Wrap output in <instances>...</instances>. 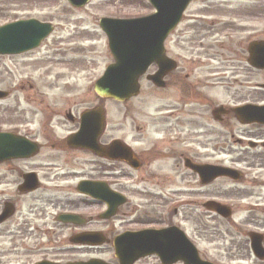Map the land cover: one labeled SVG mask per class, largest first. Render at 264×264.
<instances>
[{
	"label": "flooded vegetation",
	"instance_id": "1",
	"mask_svg": "<svg viewBox=\"0 0 264 264\" xmlns=\"http://www.w3.org/2000/svg\"><path fill=\"white\" fill-rule=\"evenodd\" d=\"M236 1L244 4V10L236 11L230 5L225 12L210 0H193L192 69L182 67L179 58H172L167 50L177 68L164 78L165 86L151 83L155 90H168L163 92L165 101L152 117L141 106L138 117L143 122L134 111H127L126 133L121 137L117 136L119 129H112L113 135L103 141L106 124L100 143L110 146V158L69 144V138L80 129L84 112L102 102L94 92L97 102L77 112L79 98L70 94L83 88L68 90V85L56 84L59 77L51 76L52 69L64 63L57 58L63 56L62 51L31 57L48 39L33 51L0 55L1 77L13 74L5 61H30L23 63L29 67L36 60L44 64L42 74L49 83L44 88L25 85L29 88L24 91L23 84L0 81L4 94L0 111L10 119L0 121V134L22 137L39 147L34 157L0 164V264H130L132 253L154 243L163 233L185 232L192 243V211L188 215L186 210L209 201L232 208L228 219L219 217L244 239L231 237L221 263L206 258L198 249L200 258L213 264H244L248 258L264 264V257H256L252 249V238H261L264 250V123L260 118L252 120L256 108L264 106V69L252 62L250 53L251 46L264 43V37L254 26L252 31L246 29L247 20H260V10L248 11L255 1ZM198 2L201 5H194ZM151 69L148 74L156 73L158 67L152 65ZM15 91H20V96L9 101ZM134 99L126 104L133 108ZM205 117L212 127L203 122ZM63 121L72 127L67 133ZM202 135L210 141L208 147L193 149L192 137ZM212 139L220 140L221 155L230 158L228 162L208 159ZM67 152L87 154L92 161L85 159L88 166L80 164L77 170L68 160L75 162L76 156H63ZM42 154L43 167L31 163ZM217 164L234 170L236 180L224 177L204 185L192 170L195 165ZM192 175L203 188L218 180L234 187L199 199L195 196L200 193L194 195L192 189ZM70 193L79 199H70ZM236 209H244L247 217L234 221ZM181 213L189 216V234L178 221ZM120 246L131 252L130 259L119 257ZM132 264L164 262L152 254Z\"/></svg>",
	"mask_w": 264,
	"mask_h": 264
},
{
	"label": "rangeland",
	"instance_id": "2",
	"mask_svg": "<svg viewBox=\"0 0 264 264\" xmlns=\"http://www.w3.org/2000/svg\"><path fill=\"white\" fill-rule=\"evenodd\" d=\"M210 1H212V5L221 6L222 10L225 12L227 11L225 9L226 6L230 5L234 6V8L236 7V11L244 10V4L236 0ZM251 1H255V3L251 4L255 6L248 8V11L250 14H253L255 9L260 10V20L254 23L247 20L248 24H246V29L252 31L254 26L256 32L261 33V36L264 37V0ZM194 5L201 4L198 2L194 3ZM154 12V8L147 0H91L89 5L84 8L76 9L72 7L67 0H0V26L18 19L27 18H35L54 25V32L50 36V39L44 44V48L36 51L31 57H42L45 56L46 53H48V55H57L60 54L58 51H62L61 54L63 56L61 58L57 56V58L64 60V63L55 70L52 69L51 76L59 77L60 80L56 84L60 86L68 85V90L73 86L78 87V90L83 88L81 92L77 91L70 94V96L79 98V105L77 107V112H79L83 108H91L97 102L92 87L95 81L103 75L106 67L114 62L109 50L107 37L99 27V20L102 18H138L151 15ZM166 47L173 56L172 58H179L177 60L182 67L187 66L188 69H192L190 66V61L192 60V3L187 8L182 23L178 26L173 35L170 36V40L166 44ZM24 62L25 61L21 59L3 62L12 68L13 74H6L4 77L0 76V81L2 79L6 80V85L23 84L24 86H28L31 84L39 88L48 86L49 83L44 74H42L44 73V64L34 60L32 61V65L24 67ZM25 63H30V61ZM151 71L152 69L149 70V72ZM140 83L141 93L137 98L132 100L131 104L134 105L133 108L126 103H118L112 100L104 101L103 105L106 109L107 131L103 141H108L113 135L114 132L112 129H119L117 132V136L119 137L126 133L124 124L127 111L131 113L134 111V116L138 118L139 122H143L144 119L138 117L142 112L140 109L141 106H143V111H147L148 115L152 117L155 116L160 104L165 101L163 92H168V90H155L153 85L148 82L145 77L141 78ZM26 86L24 91H27V88H29ZM17 89H19V87ZM42 91L44 90L42 89ZM19 92L20 91H15L12 99L9 101L17 100L20 96V94H18ZM82 98H84L83 106L81 104ZM69 102L70 100H68V104ZM26 109L34 112L30 107H26ZM9 120L8 115L0 111V121ZM203 122L209 127H212V122L207 118ZM63 126L66 128L65 133L72 129L70 125H65L64 121ZM209 142L210 141L207 140V137L204 135L192 137V148L196 150H205ZM211 144L213 145V150L211 151V157H208L210 161L224 163L230 160V158L221 155L220 140L215 141L212 139ZM66 155L76 156L75 162H72L70 159L68 160L70 161V165L74 166L77 170L81 169L80 164L87 165L85 159L92 161V158L87 154L82 155L72 152L63 154V156ZM43 159L42 154L33 160L35 162L31 163L43 167L41 163ZM198 159L204 160V158L200 157H198ZM29 165L30 164H27L26 166ZM105 166L108 169V166ZM44 181L47 182V179L45 178ZM198 181V178L192 175V189L196 190L194 195H199L200 193L199 196H195L199 199H203L204 196L207 197L209 193H215L217 191L224 193V189L234 187L228 183V185H226L224 182L218 180L216 184L203 188L202 186L200 187ZM73 194L74 193L69 194L70 199H79V197ZM186 211L189 212L188 215H190L192 211V241L198 247L202 255L208 259L217 258L221 263L223 260H221L220 257L225 252V249L231 246V237H237L238 241L241 240V238L244 239L226 226L222 218L214 212L207 211L201 204L192 206V209L188 207ZM188 215L184 216L181 213L178 217V221L180 222V226L189 234L191 223L188 220ZM247 215L248 213L244 209H236V215L233 220L238 222L239 219L243 220ZM107 256L108 255H106V257ZM225 257L226 256L222 259L226 260ZM244 264L255 263L253 259L248 258Z\"/></svg>",
	"mask_w": 264,
	"mask_h": 264
},
{
	"label": "water",
	"instance_id": "3",
	"mask_svg": "<svg viewBox=\"0 0 264 264\" xmlns=\"http://www.w3.org/2000/svg\"><path fill=\"white\" fill-rule=\"evenodd\" d=\"M67 1L73 7L81 8L90 0ZM148 1L156 9L153 15L132 20L104 18L100 21V26L109 39V47L115 59V63L107 68L103 77L95 84V91L101 98L125 102L136 97L140 92L139 79L151 64H157L159 71L155 75L148 76V80L158 87L165 86L164 77L176 69L175 63L165 55L164 42L178 26L192 0ZM51 31V25L40 23L37 20L2 26L0 27V54L16 55L28 52L38 47ZM250 53L252 62L264 69V43L251 46ZM258 53H260V58L257 59ZM3 96L4 94L0 93V97ZM256 118H260L264 123V107L256 109L252 120ZM104 120L102 107L86 112L82 116L80 132L70 139L71 145L110 157V146L103 147L99 143ZM38 150L34 143L13 135L0 134V164L7 160L32 157L38 153ZM192 170L199 174L203 182H210L223 176L236 178L234 172L220 167L193 166ZM31 182L33 183L34 180L29 181ZM205 207L223 217L231 215L229 208L220 204L208 203ZM6 216L4 215L1 219L4 220ZM144 246L138 252L132 253L130 264L142 256L152 254L158 255L164 264H175L179 261L185 264H210L202 261L196 248L184 236L175 232L163 233L156 238L154 243L144 244ZM252 249L256 257H264L261 238H252ZM117 251L119 257L130 259L131 252L125 251L122 246Z\"/></svg>",
	"mask_w": 264,
	"mask_h": 264
}]
</instances>
